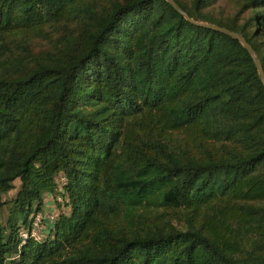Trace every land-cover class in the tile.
<instances>
[{
	"label": "trees",
	"instance_id": "trees-1",
	"mask_svg": "<svg viewBox=\"0 0 264 264\" xmlns=\"http://www.w3.org/2000/svg\"><path fill=\"white\" fill-rule=\"evenodd\" d=\"M175 1L264 71V0ZM45 195L58 211L36 238ZM4 208L0 264H264L247 50L166 0H0Z\"/></svg>",
	"mask_w": 264,
	"mask_h": 264
},
{
	"label": "water",
	"instance_id": "water-1",
	"mask_svg": "<svg viewBox=\"0 0 264 264\" xmlns=\"http://www.w3.org/2000/svg\"><path fill=\"white\" fill-rule=\"evenodd\" d=\"M166 1L188 21L193 22V23L198 24V25L209 27L211 29H214L216 31L224 33V34L238 40L244 46V48L247 50L248 54L250 55L254 65L257 69L259 79H260V81L264 87V71L262 69L261 63H260L259 59L257 58L252 46L241 35H239L237 32H234V31H232L226 27H223V26L195 21L177 4V2L175 0H166Z\"/></svg>",
	"mask_w": 264,
	"mask_h": 264
},
{
	"label": "rangeland",
	"instance_id": "rangeland-1",
	"mask_svg": "<svg viewBox=\"0 0 264 264\" xmlns=\"http://www.w3.org/2000/svg\"><path fill=\"white\" fill-rule=\"evenodd\" d=\"M18 185H19V182L15 181L14 182V188L12 190H10L8 192V194L4 195V198L8 199V198L12 197L14 195V193L16 192V190L18 188ZM46 195H45L44 208H43V210H41V212L37 213V215H39V216H44V215L49 214V213H51V214L53 213L54 214V213H56L58 211L57 206L54 203V201L51 199L50 196H46ZM5 214H6V211H5V208H4V209H2L0 211V216L3 218L5 216ZM35 216L36 215H34V217H33V221L35 220ZM33 221H32V223H33ZM46 224H47V221L43 220V224L41 225V228L37 229V231H39L38 235L41 236V237L45 236V232L44 231H45V228H46V226H45Z\"/></svg>",
	"mask_w": 264,
	"mask_h": 264
},
{
	"label": "built area",
	"instance_id": "built-area-1",
	"mask_svg": "<svg viewBox=\"0 0 264 264\" xmlns=\"http://www.w3.org/2000/svg\"><path fill=\"white\" fill-rule=\"evenodd\" d=\"M54 215H55V213L54 214L53 213L52 214L49 213V214H46L44 216L36 215L35 216V220L33 221V223H31V228H30V231H29L30 235L33 236V237L38 238L39 237V235H38L39 231H37V229L41 228L42 220L43 219L52 220L54 218ZM22 236L26 237V233H22Z\"/></svg>",
	"mask_w": 264,
	"mask_h": 264
}]
</instances>
